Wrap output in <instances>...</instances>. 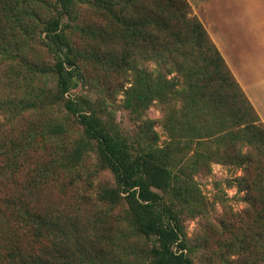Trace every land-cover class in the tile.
Listing matches in <instances>:
<instances>
[{
  "label": "trees",
  "instance_id": "obj_1",
  "mask_svg": "<svg viewBox=\"0 0 264 264\" xmlns=\"http://www.w3.org/2000/svg\"><path fill=\"white\" fill-rule=\"evenodd\" d=\"M80 4L115 20L112 29L118 27L125 45L119 55L105 50L102 56L104 40L85 49L74 45L67 32L80 29ZM4 65L0 116L8 122L0 120V171L23 173L24 156L47 139L68 137L72 117L80 136L56 160L74 168L95 156L114 182L98 193L107 213L98 211L94 230L71 209L31 205L41 174L35 168L28 172V194L0 197V264H197L185 220L207 212L198 175L210 172L214 162L256 166L261 170L256 184L264 192V123L188 0H0ZM91 65L104 66L109 75V70L131 72L123 105L141 120L136 134L126 135L104 120L105 105L72 94L90 81ZM154 104L163 108L159 121L146 117ZM23 112L38 118L19 138L11 137L15 126L8 123Z\"/></svg>",
  "mask_w": 264,
  "mask_h": 264
},
{
  "label": "rangeland",
  "instance_id": "obj_2",
  "mask_svg": "<svg viewBox=\"0 0 264 264\" xmlns=\"http://www.w3.org/2000/svg\"><path fill=\"white\" fill-rule=\"evenodd\" d=\"M76 23V27L80 29L67 33L79 49L102 45V40L105 41V46L107 45V48L101 47L102 56L105 50L119 55L124 49L120 35L116 34L118 27L112 29L116 23L112 17L97 15L86 4H80ZM92 29L97 31V36L90 33ZM35 46L42 59L52 64L53 59L46 50L38 44ZM31 57L34 58L32 55ZM143 62L149 69L155 66L150 61ZM104 68L88 66L90 81L78 87L72 94L105 105L107 110L103 116L104 120L113 121L124 134L134 135L141 120L123 105L125 89L129 86L132 74L129 72L128 76H123V73L109 70V75ZM7 70V66H1L0 74L3 73L7 77ZM23 90L26 89L18 90L17 94L24 93ZM35 114L23 112L21 116L14 117L13 123H8V127L15 126L12 130L8 129L11 131L10 136L19 138L23 131H28L30 123L38 118ZM163 115V108L154 104L148 109L146 117L159 121ZM0 120L8 122L3 116H0ZM67 126L70 133L61 142L47 139L37 146V152L31 151V155L24 156L23 173L16 175L10 169L6 173L0 171V174H3V178H0L1 184L5 185L2 186L0 197L3 193L11 191L28 194L25 190L26 174L35 168L38 175L41 174V180L34 193L31 192V205L40 209H71L80 223L98 230L99 224L94 223L98 211L107 213L104 206H99L98 193L101 188L113 184V176L109 170L99 167L95 156L74 168H67L64 162L56 160L61 159L64 152L71 149L74 140L80 136V129L74 124V118H69ZM156 129L161 134L160 143H163L166 136L159 123L156 124ZM260 178L261 170L256 166L237 169L217 162L212 163L210 172L198 175L196 179L208 203L207 212L185 220L189 253L197 264H264V192L260 185L256 184ZM113 215L121 218L119 212L114 211ZM124 224L126 222L120 224L119 228ZM238 237L234 247L229 248L227 243ZM0 242L2 243L1 239ZM137 246H143V242L137 241Z\"/></svg>",
  "mask_w": 264,
  "mask_h": 264
},
{
  "label": "crops",
  "instance_id": "obj_3",
  "mask_svg": "<svg viewBox=\"0 0 264 264\" xmlns=\"http://www.w3.org/2000/svg\"><path fill=\"white\" fill-rule=\"evenodd\" d=\"M264 123V0H188Z\"/></svg>",
  "mask_w": 264,
  "mask_h": 264
}]
</instances>
